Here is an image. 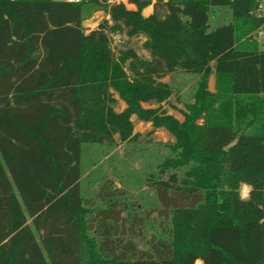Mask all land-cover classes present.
<instances>
[{
    "label": "trees",
    "instance_id": "16d2710c",
    "mask_svg": "<svg viewBox=\"0 0 264 264\" xmlns=\"http://www.w3.org/2000/svg\"><path fill=\"white\" fill-rule=\"evenodd\" d=\"M127 2L135 9L115 0H0V264H264V49L256 39L264 3ZM218 5H230L233 20L209 31ZM87 6L104 8L112 23L85 33ZM115 32L144 36L150 58L131 47L116 56ZM214 66L217 93L207 90ZM175 72L202 78L184 121L142 105L167 100L161 79ZM111 89L126 103L121 112ZM133 115L176 137L167 145L174 156L160 165L167 177H148L167 224L146 249L136 242L144 217L122 188L105 180L97 207L82 193L84 143L133 140ZM241 184L251 187L248 199Z\"/></svg>",
    "mask_w": 264,
    "mask_h": 264
},
{
    "label": "rangeland",
    "instance_id": "374dc122",
    "mask_svg": "<svg viewBox=\"0 0 264 264\" xmlns=\"http://www.w3.org/2000/svg\"><path fill=\"white\" fill-rule=\"evenodd\" d=\"M115 1H123L130 9L133 7L127 0ZM147 14L146 8H144L143 15ZM104 19H108L112 23L104 8L95 10L92 7H85L83 17L85 33L97 28ZM232 20L233 12L230 5L214 6L209 16V31L220 25L229 24ZM110 37V45L116 56L119 55L120 50L131 47L141 57L150 58L149 53L143 47L144 36L129 38L124 33L115 32L110 34ZM256 39L259 47L264 49V29L256 33ZM201 79L200 74L185 72L169 74L161 79L171 89L169 98L160 104L142 103V105L153 108L161 106L167 114L173 115L179 121H184L185 113L190 112L191 106L196 101ZM110 92L113 93L115 99V102H111L114 110L123 111L126 108L125 101L112 89ZM225 110L227 111L225 116L227 119H231L229 107ZM131 120L134 122V134H136V137L131 141H122L118 135H115V140L112 143L90 141L84 143L82 193L88 202H93L97 207L102 203L97 200L96 195L105 180H110L116 187L122 188L129 195L130 202L137 208L138 213L144 217L145 238L137 239L136 242L141 248L146 249L147 239L164 235L167 224V221L159 215L160 202L156 191L148 183V177L153 174L167 177L168 174H161L160 165L167 158L174 156L167 145L175 143L176 137L164 127L154 128L151 122L140 121L136 115H133ZM199 122L202 123L203 120ZM179 173L182 174V171L179 170ZM245 185L247 184H241L239 188L242 199H248L250 196L251 187L248 185L249 187L244 188ZM95 205L91 207H95Z\"/></svg>",
    "mask_w": 264,
    "mask_h": 264
},
{
    "label": "water",
    "instance_id": "95a60500",
    "mask_svg": "<svg viewBox=\"0 0 264 264\" xmlns=\"http://www.w3.org/2000/svg\"><path fill=\"white\" fill-rule=\"evenodd\" d=\"M207 90L211 93H216L218 91L216 66L213 67V70L209 76ZM236 141H237V139H235L231 144H229L227 147H225V149L229 150L236 143Z\"/></svg>",
    "mask_w": 264,
    "mask_h": 264
},
{
    "label": "built area",
    "instance_id": "2783aa9c",
    "mask_svg": "<svg viewBox=\"0 0 264 264\" xmlns=\"http://www.w3.org/2000/svg\"><path fill=\"white\" fill-rule=\"evenodd\" d=\"M67 1H69V2H81L82 0H67ZM256 1H258V2H260V6H262V4L264 3V0H256Z\"/></svg>",
    "mask_w": 264,
    "mask_h": 264
},
{
    "label": "crops",
    "instance_id": "0c3cea01",
    "mask_svg": "<svg viewBox=\"0 0 264 264\" xmlns=\"http://www.w3.org/2000/svg\"><path fill=\"white\" fill-rule=\"evenodd\" d=\"M130 5H132L133 7L131 8V9H135V5L134 4H130ZM148 8H152L151 9V11H149V13L146 15V16H148V15H150L152 12H153V6L152 5H150V6H147Z\"/></svg>",
    "mask_w": 264,
    "mask_h": 264
}]
</instances>
